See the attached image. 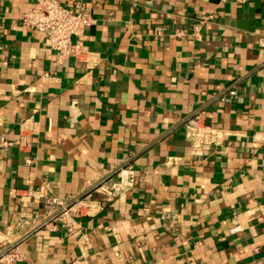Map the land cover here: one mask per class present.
Listing matches in <instances>:
<instances>
[{
  "label": "crops",
  "instance_id": "1",
  "mask_svg": "<svg viewBox=\"0 0 264 264\" xmlns=\"http://www.w3.org/2000/svg\"><path fill=\"white\" fill-rule=\"evenodd\" d=\"M79 1L92 24L57 64L20 24L33 0H0V138L15 142L0 149V251L17 247V264H264V0ZM199 111L225 133L194 154L185 122ZM43 182L79 200L73 234L35 227Z\"/></svg>",
  "mask_w": 264,
  "mask_h": 264
},
{
  "label": "built area",
  "instance_id": "2",
  "mask_svg": "<svg viewBox=\"0 0 264 264\" xmlns=\"http://www.w3.org/2000/svg\"><path fill=\"white\" fill-rule=\"evenodd\" d=\"M245 3L250 0H238ZM211 17H202L200 24ZM21 26L28 31H35L42 34L49 48L55 53L57 64H61L70 57H78L80 47L73 41L79 38L85 30L92 24L90 16L86 13L84 5L75 0L70 8L64 7L58 0H33L32 7L20 17ZM163 29L155 28L154 36L161 37ZM181 33L176 32L172 37H178ZM258 45L264 49V35L258 38ZM264 73V68L260 69ZM226 97L236 98V90L232 88L226 94ZM224 100V99H222ZM185 130L189 138L193 140L194 154H200L202 146H217L223 141L224 131L208 126L204 120V112L199 111L186 119ZM261 142L264 146V130L260 133ZM15 142L0 138V149H9ZM99 189L112 194L104 184ZM35 203L42 206L44 215H36L37 228H45L50 231L60 228L68 234H73L77 229L72 212V206L80 204L78 199L71 198L62 200L53 195V188L43 182L33 193ZM240 231L239 227L232 228L230 233ZM22 261V255L17 247H10L0 251V264H17ZM73 264H83L75 261Z\"/></svg>",
  "mask_w": 264,
  "mask_h": 264
}]
</instances>
